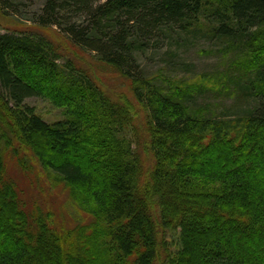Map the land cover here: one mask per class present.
<instances>
[{
  "label": "trees",
  "instance_id": "1",
  "mask_svg": "<svg viewBox=\"0 0 264 264\" xmlns=\"http://www.w3.org/2000/svg\"><path fill=\"white\" fill-rule=\"evenodd\" d=\"M34 23L131 95L41 33L0 32V264H264V0H45ZM198 38L220 46L223 71H143L150 48ZM221 94L235 104H199ZM32 97L63 117L45 120ZM7 155L67 187L91 222L60 227L53 208L29 207Z\"/></svg>",
  "mask_w": 264,
  "mask_h": 264
},
{
  "label": "rangeland",
  "instance_id": "2",
  "mask_svg": "<svg viewBox=\"0 0 264 264\" xmlns=\"http://www.w3.org/2000/svg\"><path fill=\"white\" fill-rule=\"evenodd\" d=\"M5 1V2H3ZM105 0H101L103 2ZM45 0H0L2 7H9L10 11L0 8V32H36L41 33L53 40L64 54L75 59H80L86 62H92L91 67L96 76L104 82L106 87L115 95L124 97L131 95L129 81L115 71L114 68L100 64L93 54L83 52L75 48L71 42L59 31L56 27L39 28L34 23V17L40 14L44 7ZM10 12V13H8ZM220 46L209 41L206 38H198L191 40L186 45L180 48H169L165 41L158 47L150 48L145 54L140 56L139 63L145 73L156 75L161 78L162 72L170 76L173 83L179 80H186L191 83H199L201 77L206 74H215L227 67L228 62H225V57L221 54ZM87 64V63H86ZM88 65V64H87ZM101 67L99 70L97 67ZM95 67L97 69H95ZM97 71V72H96ZM165 80V79H162ZM167 81V80H166ZM217 94H220L216 92ZM207 97V96H206ZM204 95L199 96L200 103H211L217 108V112L222 111L225 107H230L235 104V98L225 97L221 94L218 96ZM26 103L35 108L45 120L52 122L63 117V111L55 107L49 100L38 97H32L26 100ZM138 145V144H137ZM143 153L142 149L140 150ZM27 161L33 162L30 159V154L27 153ZM30 159V160H29ZM6 161L7 176L9 179L16 181L18 189L22 190L26 197V204L29 207L41 208L45 210H55L59 221L57 225L61 227L63 223L66 226L72 227L78 224H86L91 222L90 217L78 209L70 200L67 187L64 185L55 184L51 178L40 171L37 167L31 172H23L17 164V159L7 155ZM33 167V165H31ZM29 167V168H31ZM35 167V166H34ZM40 174V176H39ZM32 204H35L32 205ZM170 238V234L168 235Z\"/></svg>",
  "mask_w": 264,
  "mask_h": 264
}]
</instances>
